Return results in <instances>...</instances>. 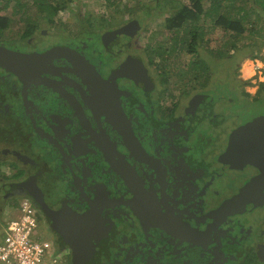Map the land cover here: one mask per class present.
Returning <instances> with one entry per match:
<instances>
[{
  "label": "flooded vegetation",
  "instance_id": "1",
  "mask_svg": "<svg viewBox=\"0 0 264 264\" xmlns=\"http://www.w3.org/2000/svg\"><path fill=\"white\" fill-rule=\"evenodd\" d=\"M34 13L0 0V46L77 55L38 77L0 66V202L30 199L58 264L89 251L94 264H264V179L251 185L261 170L220 158L254 117L234 123L247 111L232 114L223 96L217 111L199 72L168 74L141 42L151 14L105 19L87 37L66 26L62 38L57 14L28 32L21 20ZM238 80L242 100L264 98L260 82L251 93ZM128 126L130 146L118 132Z\"/></svg>",
  "mask_w": 264,
  "mask_h": 264
},
{
  "label": "rangeland",
  "instance_id": "2",
  "mask_svg": "<svg viewBox=\"0 0 264 264\" xmlns=\"http://www.w3.org/2000/svg\"><path fill=\"white\" fill-rule=\"evenodd\" d=\"M166 2L168 3L169 0H162V3H160V5L157 7L155 0H121L119 8H122V11L124 12H108V10H111V8L102 1L75 0L73 3H71L70 9L58 12L56 15V17L61 21V27H59L61 32H59V34L62 36V38H66V36L63 34V28L70 26L71 28H74L72 32H69L70 37H75V34L76 37H81V35H85L87 37L91 33H94L93 31L95 29L92 28H100V22L104 21L105 19L117 22L125 21L130 17H133L135 14H143L141 12V8H137L132 12H130L128 8L138 5H152L153 8L151 9V13L153 14L148 19V24L145 27L146 31L143 32L141 42L147 44L154 42L153 45H156V40H162L164 43V48L170 50L174 48V50H172L173 52H170L169 54L164 51V56H162L164 58V61H161L163 62L162 65L164 69L168 71V74H170L172 77H191L194 75V73L202 71L203 73H199V75L206 76V78H204L206 81L201 83H203L202 85L205 87L206 94H209L212 101L217 104V111H221L224 107V103H226L222 100L220 101L221 96L229 97L227 98V101H229L230 98L234 99L232 102H230L233 104H231L229 107V110L232 112V114H235V112L242 109L244 110L241 111V114H243L245 110L247 111L246 114L239 118L234 117L233 120L236 124H239L243 118L251 119L252 117L264 114L263 97H257L253 99L254 102L246 101V103L245 100H242L239 97L238 92V87L241 88L242 86L238 80V77H241L243 80H247L244 83L246 85L245 88L251 93L256 90L259 82L264 84V45L258 52H256L258 54V58L250 57L251 53H253L251 52L252 48L250 45H246L251 40L257 41V43L262 41V32L264 31V13H258V10H254L255 7L252 8L251 12L249 4L244 5V11H241V13L245 12V18L247 19L246 22L248 23L247 26L249 27L251 21H254L256 28H259V32L261 34H245L239 37V39H236L230 31H225L221 27L215 26L208 18L201 16L195 22V24L198 26H204V32L202 36L203 43H201L200 46H197L196 52L189 54L186 52V48H181V44H175L174 41L175 38L178 39L183 34L182 31L176 33L175 31L169 32L164 29V18L170 15V13H173L182 0H172V5L169 3L171 6H168ZM232 6L233 5L231 2L226 4L224 1L221 7V12L223 13L222 9L224 7L227 8V11H230ZM169 7L172 8L167 9ZM31 8L34 10V7ZM75 9H79L80 15L77 17H81L83 22H85V24H83L85 27L83 28H77L79 20L78 18L76 19L72 16L73 13H76L74 11ZM34 14L37 13L35 12ZM229 14L230 17L236 15L235 7L231 9ZM52 21L53 17L51 22ZM54 27H56V25ZM17 29L18 25H14L13 30L16 31ZM46 29L49 30V27ZM41 31L42 30H40V33ZM174 34H178V38L174 37ZM231 43H238L239 48L233 50ZM210 50H213L214 52ZM162 51L163 50H161V52ZM223 52L224 54H221ZM249 61L252 71L250 72V76H246L244 72H242V65ZM18 205L19 202L17 207L14 208L9 206V204H2L0 202V232L3 231L5 223L15 217ZM38 234L40 238L44 237L42 232H38Z\"/></svg>",
  "mask_w": 264,
  "mask_h": 264
},
{
  "label": "trees",
  "instance_id": "3",
  "mask_svg": "<svg viewBox=\"0 0 264 264\" xmlns=\"http://www.w3.org/2000/svg\"><path fill=\"white\" fill-rule=\"evenodd\" d=\"M10 1V0H9ZM75 0H11V6L12 11L14 14L17 13H26V12H36L39 15L33 16L32 18L30 15H26L25 17H22V20L24 22V27L28 30V32H31L32 30L36 29L38 27L37 21L40 19H44L47 22L51 23L52 17L57 14L58 12L70 9L71 3H73ZM102 1L105 4H107L108 7L111 8L112 12H124L122 11V8H119L121 0H98ZM167 1V0H164ZM171 1L166 4L168 6H171ZM178 1V0H175ZM227 4L229 2L232 3V8L235 7L236 15L230 17L229 13L232 8H230V11H227V8L224 7L223 13L221 12L222 4ZM156 6L158 7L160 3H162V0H155ZM171 5H170V4ZM8 3L5 1L2 3L3 7H6ZM249 4L252 12V8L255 7L254 10H258V13H264V0H182V2L179 4L177 9L173 13H170V15L166 16L164 18V29L171 32L175 31L178 33L179 31H182V35L178 38V34H174V37H177L178 39H174L175 44L180 43L181 48H186V52L189 54H192L197 51V46H200L201 43H203V32H204V26L196 25L195 22L201 17L208 18L215 26L221 27L225 31H230L233 36H235L236 39H239V37L245 35V34H253L258 33L259 28H256L255 22L251 21L250 26L248 27V23L246 22L245 18V12L241 13V11H244V5ZM229 6V5H228ZM34 7V10L31 8ZM141 8V12L145 14H153L151 13V9L153 8L152 5H142V6H135L130 7L128 10L132 12L133 10ZM155 8V7H154ZM172 8V7H171ZM170 7L167 9H171ZM237 10V11H236ZM76 13H79L78 10H74ZM248 14V12H247ZM150 15V16H151ZM101 27V25H100ZM263 37V39H262ZM262 41L260 43H257V41H249L246 45H250L252 48L253 53H251V58H258V52L262 46L264 45V31L262 32ZM156 45H153L154 50L156 51L157 55L162 59V54L164 53V43L162 40H156ZM245 44V43H243ZM232 49L239 48L238 43H231ZM162 48V49H161ZM183 48V49H184ZM161 50H163L161 52ZM174 50V48H172ZM172 50H168L167 52H173ZM214 52L213 50H210ZM221 54H224L221 53ZM228 55V54H227ZM230 56V54H229ZM264 60V55H263ZM200 73V72H199ZM260 89L264 90V84L260 83ZM26 197V195L22 196L20 200ZM29 199V198H28ZM19 200V202H20ZM30 200V199H29ZM11 200L7 199L6 201H3L2 204H9V206H12L14 208L17 207V204L9 203ZM19 207V205H18ZM17 214V213H16ZM15 214V216H16ZM15 218V217H13ZM9 221V220H8ZM7 221V222H8ZM5 223V225L7 224ZM5 227V226H4ZM1 230V228H0ZM4 231V228H3ZM0 232V235L3 233Z\"/></svg>",
  "mask_w": 264,
  "mask_h": 264
},
{
  "label": "water",
  "instance_id": "4",
  "mask_svg": "<svg viewBox=\"0 0 264 264\" xmlns=\"http://www.w3.org/2000/svg\"><path fill=\"white\" fill-rule=\"evenodd\" d=\"M72 55H77L70 48L53 47L45 52L20 53L9 50L0 46V66L7 70H12L15 74L24 78L26 76L38 77L40 75V65L48 64L54 58H70ZM27 67L24 75H21V68ZM121 69H118L115 76L121 75ZM123 131V132H121ZM123 136L127 146H130L135 141L134 135L129 126L127 130H118ZM221 159L228 163L244 164L249 163L261 170L260 175L255 177L251 185L260 182L264 179V115L256 116L248 122L235 128L228 137V145L225 151L220 156ZM36 204V203H35ZM38 207V206H37ZM86 245V244H85ZM83 245V246H85ZM82 246V253L88 251ZM90 249V248H88ZM73 258L74 264H94L93 253L85 254V256L77 255Z\"/></svg>",
  "mask_w": 264,
  "mask_h": 264
},
{
  "label": "built area",
  "instance_id": "5",
  "mask_svg": "<svg viewBox=\"0 0 264 264\" xmlns=\"http://www.w3.org/2000/svg\"><path fill=\"white\" fill-rule=\"evenodd\" d=\"M16 213L0 235V263L58 264L50 241L38 234L36 211L28 198L20 200Z\"/></svg>",
  "mask_w": 264,
  "mask_h": 264
},
{
  "label": "bare ground",
  "instance_id": "6",
  "mask_svg": "<svg viewBox=\"0 0 264 264\" xmlns=\"http://www.w3.org/2000/svg\"><path fill=\"white\" fill-rule=\"evenodd\" d=\"M242 72H244V74L246 76H250L251 75V71H252V68L250 67V61L249 62H245V64L242 65Z\"/></svg>",
  "mask_w": 264,
  "mask_h": 264
},
{
  "label": "crops",
  "instance_id": "7",
  "mask_svg": "<svg viewBox=\"0 0 264 264\" xmlns=\"http://www.w3.org/2000/svg\"><path fill=\"white\" fill-rule=\"evenodd\" d=\"M241 78V77H240ZM246 78V77H245ZM242 79V78H241ZM243 80V79H242ZM1 264V263H0Z\"/></svg>",
  "mask_w": 264,
  "mask_h": 264
}]
</instances>
